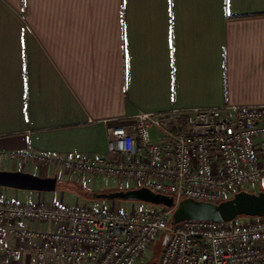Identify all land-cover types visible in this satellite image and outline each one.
Here are the masks:
<instances>
[{
    "label": "crops",
    "instance_id": "0c3cea01",
    "mask_svg": "<svg viewBox=\"0 0 264 264\" xmlns=\"http://www.w3.org/2000/svg\"><path fill=\"white\" fill-rule=\"evenodd\" d=\"M231 106H264V0H0V170L58 177L55 192L0 187V200L61 203V181L82 182L12 153L105 156L109 127L141 112ZM104 178L102 191L116 190ZM0 226L25 249L8 259L0 236V264H66L14 235L50 224Z\"/></svg>",
    "mask_w": 264,
    "mask_h": 264
},
{
    "label": "built area",
    "instance_id": "2783aa9c",
    "mask_svg": "<svg viewBox=\"0 0 264 264\" xmlns=\"http://www.w3.org/2000/svg\"><path fill=\"white\" fill-rule=\"evenodd\" d=\"M3 158L0 154V162ZM11 158L74 175L113 177L173 196L177 204L186 198L218 204L264 183V106L141 112L109 127L105 156L17 152ZM172 212L0 200V224L31 220L51 225L14 229L16 239L31 243L28 251L41 259L132 264L168 233L159 264H264V217L172 225ZM0 236L6 257L20 259L25 249L6 239L3 226Z\"/></svg>",
    "mask_w": 264,
    "mask_h": 264
},
{
    "label": "water",
    "instance_id": "95a60500",
    "mask_svg": "<svg viewBox=\"0 0 264 264\" xmlns=\"http://www.w3.org/2000/svg\"><path fill=\"white\" fill-rule=\"evenodd\" d=\"M0 187L50 193L57 190L58 177H43L20 170H0ZM93 197L98 200L133 201L170 208L173 211L172 225L185 221L229 223L242 216L264 217V191H240L218 204L192 198L183 199L177 204L173 196L156 193L148 187L93 193ZM168 239L169 234L166 233L163 246L167 244Z\"/></svg>",
    "mask_w": 264,
    "mask_h": 264
},
{
    "label": "rangeland",
    "instance_id": "374dc122",
    "mask_svg": "<svg viewBox=\"0 0 264 264\" xmlns=\"http://www.w3.org/2000/svg\"><path fill=\"white\" fill-rule=\"evenodd\" d=\"M179 117V116H178ZM186 117L183 116V120H185ZM73 176H68L65 179L62 180L59 186V189L62 190L63 193V200L62 204L75 207V208H91V209H107L111 210V208H102L101 204L99 203H110L112 201L110 200H98V199H93V193H101V192H109V190H104L102 191L104 187V184L102 181H105L106 179L104 177H95L99 179V185L96 186L93 184L91 187L92 189L88 188L86 184L83 183V180L86 182H89L92 180V182L95 180L93 179L94 177H82V182H77L78 177L74 178L76 180H71ZM110 188V187H107ZM138 188L134 184H121L120 182L117 184V186L114 187L116 190H129V189H135ZM91 191V194L86 193V190ZM113 189V188H112ZM260 190L264 191V183L251 187V192H260ZM115 191V190H114ZM87 194V195H86ZM83 196H87L89 198L84 199ZM115 203H118L119 205H124L125 207H119L118 211H123V212H130V211H136V212H148L152 211L155 209L161 210V207L155 206V205H149L147 203H142V202H132V201H123V200H113ZM130 203H137L141 207L135 208V209H128L126 206L130 205ZM140 203V204H139ZM248 221V218H242V222ZM164 246L162 247V242L160 240L156 241V243L150 245L143 255L139 258H137L132 264H159L162 251H163Z\"/></svg>",
    "mask_w": 264,
    "mask_h": 264
},
{
    "label": "trees",
    "instance_id": "16d2710c",
    "mask_svg": "<svg viewBox=\"0 0 264 264\" xmlns=\"http://www.w3.org/2000/svg\"><path fill=\"white\" fill-rule=\"evenodd\" d=\"M260 191H262V190H260ZM86 193L91 194L92 192L89 191V190L87 189V190H86ZM86 195H87V194H86ZM83 198H84V199H87V198H89V197H87V196H83ZM93 199H95V198L93 197ZM157 207L165 208L166 210H172V209H170V208H166V207H164V206H157ZM240 218H249V217H247V216H242V217H240ZM240 218H238V219H240ZM163 238H164V236L160 239V241L162 242V247H163Z\"/></svg>",
    "mask_w": 264,
    "mask_h": 264
}]
</instances>
